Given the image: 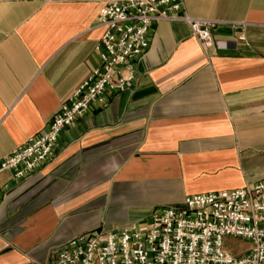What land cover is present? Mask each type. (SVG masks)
I'll return each instance as SVG.
<instances>
[{"label":"crops","instance_id":"1","mask_svg":"<svg viewBox=\"0 0 264 264\" xmlns=\"http://www.w3.org/2000/svg\"><path fill=\"white\" fill-rule=\"evenodd\" d=\"M108 1L0 0V159L100 65ZM185 4L218 21L207 54L187 22L155 21L126 90L64 129L45 166L0 175V264H47L77 235L264 179V0Z\"/></svg>","mask_w":264,"mask_h":264},{"label":"built area","instance_id":"2","mask_svg":"<svg viewBox=\"0 0 264 264\" xmlns=\"http://www.w3.org/2000/svg\"><path fill=\"white\" fill-rule=\"evenodd\" d=\"M186 0H109L97 23L100 65L62 102L39 133L0 159V175L23 179L49 163L60 134L108 94L126 90L135 78L132 61L145 56L152 25L160 20L189 24L204 53L215 45L218 21L191 17ZM240 40L246 41L242 34ZM1 197V195H0ZM226 237L251 242L234 254ZM47 264H264V179L249 186L187 195L180 206L154 210L149 220L118 230L96 229L64 243Z\"/></svg>","mask_w":264,"mask_h":264},{"label":"rangeland","instance_id":"3","mask_svg":"<svg viewBox=\"0 0 264 264\" xmlns=\"http://www.w3.org/2000/svg\"><path fill=\"white\" fill-rule=\"evenodd\" d=\"M224 246L230 249L234 254L240 255L249 249L251 242L241 238L226 237Z\"/></svg>","mask_w":264,"mask_h":264}]
</instances>
